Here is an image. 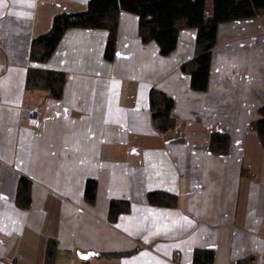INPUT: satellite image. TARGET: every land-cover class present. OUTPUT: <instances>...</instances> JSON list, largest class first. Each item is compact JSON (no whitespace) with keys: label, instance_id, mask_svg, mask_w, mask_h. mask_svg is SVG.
I'll list each match as a JSON object with an SVG mask.
<instances>
[{"label":"crops","instance_id":"crops-1","mask_svg":"<svg viewBox=\"0 0 264 264\" xmlns=\"http://www.w3.org/2000/svg\"><path fill=\"white\" fill-rule=\"evenodd\" d=\"M88 1L0 0V264H44L48 240L54 264H191L195 250L212 251L213 264H264V148L254 127L264 107V16L218 27L204 93L180 70L196 32L181 31L162 57L126 13L112 62L103 57L105 31L74 29L46 63H32V41ZM30 68L64 73L62 98L27 91ZM152 89L174 102L180 127L167 138L150 123ZM36 106L40 131L21 119ZM214 132L227 134V154L208 151ZM20 177L31 184L26 210L15 204ZM88 180L93 205L84 201ZM152 192L176 206L149 205ZM111 201L129 212L110 221Z\"/></svg>","mask_w":264,"mask_h":264},{"label":"trees","instance_id":"trees-1","mask_svg":"<svg viewBox=\"0 0 264 264\" xmlns=\"http://www.w3.org/2000/svg\"><path fill=\"white\" fill-rule=\"evenodd\" d=\"M207 0H89L84 12L57 15L50 30L34 39L30 46L29 59L35 64L46 63L64 34L69 30H102L107 33L104 60L112 62L115 53L118 17L121 13L133 15L138 20L137 34L144 45L154 42L162 57L169 56L176 48L178 34L185 30L196 32L193 58L181 66L180 70L190 78L192 92L204 93L208 90L212 52L216 46L218 27L222 24L250 20L264 16V0H212V13L206 14ZM66 84V75L61 72L30 68L27 71L25 89L40 91L49 99L60 100ZM173 100L164 93L152 89L148 94V110L153 130L167 138L178 130L180 123L173 117ZM259 142L264 148V107L257 112L254 124ZM179 141L171 139L166 141ZM229 138L223 132H214L209 137L208 151L216 155L228 152ZM30 182L20 177L17 185L15 204L26 210L30 206ZM96 199V183L87 181L84 201L93 205ZM147 203L157 207H174V197L152 192L146 196ZM129 212L126 202L111 201L108 218L115 221L120 214ZM56 242L48 240L45 248L44 264H54ZM119 257L122 254L109 255ZM214 254L208 250H195L191 264H213ZM253 258H246L236 264H251Z\"/></svg>","mask_w":264,"mask_h":264},{"label":"built area","instance_id":"built-area-1","mask_svg":"<svg viewBox=\"0 0 264 264\" xmlns=\"http://www.w3.org/2000/svg\"><path fill=\"white\" fill-rule=\"evenodd\" d=\"M42 111L41 106L23 109L21 119L28 127L40 131L42 129Z\"/></svg>","mask_w":264,"mask_h":264},{"label":"water","instance_id":"water-1","mask_svg":"<svg viewBox=\"0 0 264 264\" xmlns=\"http://www.w3.org/2000/svg\"><path fill=\"white\" fill-rule=\"evenodd\" d=\"M95 255L92 254V253H89V254H84V255H81V254H77V257L82 260V261H87L90 257H94Z\"/></svg>","mask_w":264,"mask_h":264},{"label":"rangeland","instance_id":"rangeland-1","mask_svg":"<svg viewBox=\"0 0 264 264\" xmlns=\"http://www.w3.org/2000/svg\"><path fill=\"white\" fill-rule=\"evenodd\" d=\"M212 13V0H207L206 2V14L211 15Z\"/></svg>","mask_w":264,"mask_h":264}]
</instances>
